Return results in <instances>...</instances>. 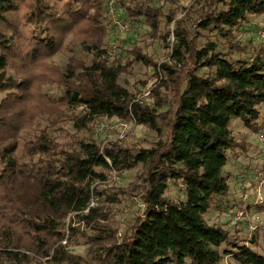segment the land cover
<instances>
[{"label":"trees","instance_id":"trees-1","mask_svg":"<svg viewBox=\"0 0 264 264\" xmlns=\"http://www.w3.org/2000/svg\"><path fill=\"white\" fill-rule=\"evenodd\" d=\"M131 1L130 18L143 20L151 37L176 36L175 67L158 65L135 46L127 61L110 60L102 32L106 0H0V264H36V255L81 264L61 241L78 233L74 221L90 224L100 217L91 202L115 201L99 183L112 171L137 166L143 169V212L119 237L94 227L101 232L87 237L94 264H220L225 256L227 264H264L262 254L205 217L214 207H231L227 153L249 148L234 137L231 120L260 129L264 46L247 51L235 30L264 13V0H195L189 15L197 30L189 37L169 29L175 12L164 14L153 0ZM69 36L83 56H70L59 74L61 111L82 109L71 117L77 130L95 117L134 118L156 133L150 146L102 145L78 134L60 141L47 126L22 139L36 114L30 105L34 77L26 65L51 58ZM134 62L168 76L152 89L157 95L168 88L167 99L153 107L134 101L119 82ZM164 104L169 108L158 112ZM171 181L181 186L183 200L164 196ZM258 207L264 209L263 202Z\"/></svg>","mask_w":264,"mask_h":264},{"label":"rangeland","instance_id":"rangeland-1","mask_svg":"<svg viewBox=\"0 0 264 264\" xmlns=\"http://www.w3.org/2000/svg\"><path fill=\"white\" fill-rule=\"evenodd\" d=\"M194 1L195 0H153L152 3L154 6H158L164 14L175 12L174 20H177V22L175 23L174 20L171 21L169 29L174 30L176 28L179 33L189 37L192 36L194 30H197V27L193 24V12L191 17L189 15L191 9L196 7V2ZM200 2H202V0H200ZM131 5V0H106L105 13L102 19L104 47L107 48L115 58H119L122 62L131 58L132 55L129 51L135 46L139 47L143 53L150 56L158 65L161 62H167L175 67L176 62L171 60V49L176 43V36L171 33L167 41L162 38L151 37L149 34V27L143 20L137 21L130 18L126 8ZM165 19L164 17V20ZM123 20H127L129 23L127 30H122L117 26L118 22ZM263 22L264 13L259 16H250L247 22L242 23L235 30L236 40L244 46L247 51H249V49L252 51L254 48L258 49L264 46V38L260 37L258 33ZM163 24L161 25L162 32L166 29ZM72 42V36H69L64 40L61 49L51 58L41 60L38 64L35 62L34 64L26 65L30 66V72L32 77H34V82L31 83L30 89L33 96L30 105L36 114L32 124L27 130L22 132V139H29L35 131L37 132L38 129L47 126L53 135L60 141L67 140L71 134H78L79 136L92 137L102 145L117 141L122 146L127 147L138 148L150 146L156 139V133L146 128L144 125L134 124L131 119H118L116 117L106 116L95 117L90 121L87 127L77 130L74 126V119L71 117L75 112L81 113L82 109L78 108L74 112L66 110L61 111V102L58 98L60 87L58 85L59 74L64 70L70 56H83L80 47L74 45ZM18 61L20 62V60ZM155 68L156 67L152 65H146L142 62H134L129 67V72L122 73L119 77V82L129 89L134 98L142 99L144 102L143 104H147L149 107L155 106L156 103L170 96V90L166 87L161 88L157 95H152V91L149 96L143 95L146 88L158 82V79L157 81L154 80ZM162 78L166 79L168 76L162 73ZM171 84L172 80H169L168 86ZM156 85H154L153 88H155ZM168 108V104L157 107L158 112L165 111ZM258 108L261 113L259 120L260 129L258 130L260 131L264 130V104H261ZM123 122L127 125L124 127L125 130L121 125ZM242 128L244 127L237 119L231 120V129L235 135H239ZM244 129H246L244 131L246 133V139L249 141L253 140L258 150L254 156V167H257L264 159V151H261L259 143L256 140V133L258 131L253 132L247 128ZM122 134L123 136H121ZM227 156L231 158V160L234 159L229 152ZM243 167L244 164L241 161L236 162L235 166L227 165L224 167V173H231L229 175L231 190V195L228 199L229 202L232 199L237 201L241 189L245 186L247 187L248 183L246 182L244 186L240 179L243 170H238V168ZM252 171L253 170L250 169L248 165V167H246L247 175L250 176ZM142 173L143 169L140 166L117 173L113 178V172H111L109 174L111 181H108L106 184H98V188L112 195L115 201L100 200L98 203H96V201L90 203L93 204V206L100 207V217L96 218V220L90 224L74 221L73 225L79 228L78 233L72 237V239L61 241L62 245H65L69 253L81 257V264H94V261H92V247L87 242V237L101 233L100 230L94 227L103 225L102 227H106V235L115 233L116 237H119V233H123L126 226H128L136 216L142 214L144 209V204L140 197V192L143 187ZM247 175L246 181L248 180L250 182ZM262 195L264 198V187L262 189ZM164 196L171 200L184 199L181 186L178 182L175 183L173 181L169 183ZM250 200H253V196H251ZM224 208V212H218L215 207L210 209L205 215L208 223L222 226L227 229L232 236L237 237L241 242L245 241V244L264 256V209L258 207V204L254 205L253 210L258 211L260 222L258 228L250 233L248 228L249 222L247 220L233 222L228 215L230 207L226 208L225 206ZM68 222L69 218L66 219V225ZM251 238H253V242ZM102 242L105 243V241ZM31 256L33 255L31 254ZM34 257L40 260V262H36V264H56L49 261L50 256L40 257L36 255ZM227 262H230V257L225 256L220 264H227Z\"/></svg>","mask_w":264,"mask_h":264},{"label":"built area","instance_id":"built-area-1","mask_svg":"<svg viewBox=\"0 0 264 264\" xmlns=\"http://www.w3.org/2000/svg\"><path fill=\"white\" fill-rule=\"evenodd\" d=\"M117 26L122 30H127L129 27V23L127 20H123L121 22H118ZM258 33L260 37L264 38V22L261 24V28L258 31ZM108 54L110 56V60H113L115 58L110 53V51H108ZM161 78H162V72L160 71V68L157 67L155 69L154 80L157 81L158 79L159 82ZM158 82L153 83L151 87L146 88V90L143 92V95L149 96L153 86L156 85ZM134 101L140 104L144 103L142 99L140 100L134 98ZM131 120L135 124V119L131 118ZM121 125L122 128L125 130L124 127L127 126L126 123L123 122L121 123ZM121 136H123V134ZM256 140L259 143V147L261 148V151H264V130L256 133ZM112 172H113L112 175L113 178L116 173L115 171ZM249 179L250 182H248L247 187L245 186L243 189H241V192L238 194V200L234 201L231 207L229 208L228 215L233 222H237L240 220H247L249 222L248 228L250 230V233H252L258 228L260 222L258 211L253 210L254 205L262 203L264 199L262 195V189L264 187V159L260 162L259 166L253 169ZM108 181H111V177L105 183H107ZM251 196H253V200H250Z\"/></svg>","mask_w":264,"mask_h":264},{"label":"crops","instance_id":"crops-1","mask_svg":"<svg viewBox=\"0 0 264 264\" xmlns=\"http://www.w3.org/2000/svg\"><path fill=\"white\" fill-rule=\"evenodd\" d=\"M245 130L246 129L242 128L240 130V134L239 135H235L233 132L232 133H233L234 137H236L237 139H239V140H245L246 141L248 139H246V133L244 132ZM248 142H249L248 143L249 144V148H248L247 153L241 154V153H238L237 151H235L233 153L234 159L231 160V162H229L227 164L228 166H231V165L232 166L233 165L235 166L236 162H239V161H241L244 164V167L243 168H238V170H241V169L243 170L242 173H241L240 179H241V182H243L242 184L244 186L246 185V182H247L246 181V178H247L246 177V175H247V173H246V167H248V165H249V168H250V166L255 162V157L254 156L256 154V151H258L256 149V147H255V142L253 140L252 141H249L248 140ZM253 142H254V144H253ZM228 174L230 175L231 173H228ZM249 178H250V176H249Z\"/></svg>","mask_w":264,"mask_h":264}]
</instances>
